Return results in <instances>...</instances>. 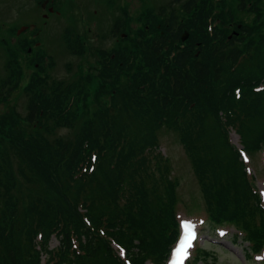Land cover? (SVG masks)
I'll return each instance as SVG.
<instances>
[{"label": "trees", "instance_id": "1", "mask_svg": "<svg viewBox=\"0 0 264 264\" xmlns=\"http://www.w3.org/2000/svg\"><path fill=\"white\" fill-rule=\"evenodd\" d=\"M218 1L169 0L141 17L133 38L128 12L108 0L110 28L102 21L98 35L122 45L100 48L91 72L60 80L43 77L46 56L30 63L25 114L0 120V264H40L43 255L50 264H125L110 238L133 264H162L179 232L180 181L154 153L166 130L185 150L213 225L247 231L248 262L264 247V209L229 137L233 129L250 155L264 146V0ZM75 30L66 43L73 57L87 46ZM5 70L0 101L22 77L12 60ZM207 261L219 264L214 249L195 263Z\"/></svg>", "mask_w": 264, "mask_h": 264}, {"label": "rangeland", "instance_id": "2", "mask_svg": "<svg viewBox=\"0 0 264 264\" xmlns=\"http://www.w3.org/2000/svg\"><path fill=\"white\" fill-rule=\"evenodd\" d=\"M42 1L0 0V80L6 76V61L12 60L22 71L19 91L8 100L0 101V120L13 115L25 114L28 96L23 91V88L35 74V69L30 63L42 60L41 57L43 56H51L54 65L47 68L48 71L43 77L46 74H50L56 79L72 80V75L78 71L91 72V66L97 61L100 48L111 52V50H116L122 45L121 41L114 42L111 40L109 33L107 38L101 40L96 35L98 34L96 28L102 21L108 23L106 29L110 28L112 11L108 7V0H53L55 1V8H57L58 14H51L49 18L47 17L48 19L43 16L47 14V11L42 10ZM214 1L215 3L219 2L218 0ZM115 2L116 6L122 5L128 12V16L131 19L130 32L132 37L135 38L136 31L145 23L141 21V17L154 10L158 12V6L168 4L169 0H115ZM122 11L121 8L118 13ZM220 12V9L216 8V13L212 15L214 18L212 22L217 26L220 24L217 21V15ZM73 13L76 17L71 22L70 17ZM242 17L245 22L252 24L253 16L243 14ZM93 23L94 38L90 37L87 40L86 51L83 55L79 53L76 57L71 56L65 50V47L62 46L60 38L62 37L64 40L63 36L72 27V24L76 26L75 33L83 35L84 29L93 30ZM30 25H35L37 29L29 30V33L25 31L26 35L24 32L21 35L17 34L22 27ZM23 35L27 39L33 40V49L29 54L24 53L20 48V44L24 39ZM96 49H98V54L95 52ZM35 65L36 69H38L39 66ZM22 127L25 128L24 125ZM28 131L35 132V130L30 128H28ZM159 141L160 145L157 148L160 149H157V152L154 150L155 155L163 158L167 157L171 160V177H176L180 181V187L178 188L179 198L176 206V209L180 211L179 217L195 220L200 218L208 219L206 215L208 214L207 206L202 198L197 179L177 137L166 130L162 133ZM233 142L237 143L238 137L233 136ZM250 162L249 165L257 181V189L261 190L264 195V155L261 153L252 155ZM227 224L228 226H222L226 227L224 228L225 230L217 234L215 228L217 225H213V222H206V225L201 227L202 233L197 247L214 249L218 254L219 264H264V262L258 263V259H254L255 256L251 261H246L245 248L248 247V244L244 243L242 236L237 239V242L232 243L237 234L234 229L236 226L232 223ZM57 245L58 242L53 238L50 248L53 249ZM196 254L197 251L194 255ZM47 259L44 256L41 264L45 262L47 264ZM189 264H195V262L191 261ZM200 264H213V261Z\"/></svg>", "mask_w": 264, "mask_h": 264}, {"label": "flooded vegetation", "instance_id": "3", "mask_svg": "<svg viewBox=\"0 0 264 264\" xmlns=\"http://www.w3.org/2000/svg\"><path fill=\"white\" fill-rule=\"evenodd\" d=\"M48 4L46 6V9H48V11L50 12V9L53 8V12H51L52 14L57 13L56 10L54 9L55 6V1H50L48 0ZM48 17V16H47ZM93 30H94V23H93ZM89 34H86V36H88ZM93 35H94V31H93Z\"/></svg>", "mask_w": 264, "mask_h": 264}, {"label": "water", "instance_id": "4", "mask_svg": "<svg viewBox=\"0 0 264 264\" xmlns=\"http://www.w3.org/2000/svg\"><path fill=\"white\" fill-rule=\"evenodd\" d=\"M45 7V4L43 5ZM26 28H23L22 30L19 31V34H21ZM188 33L186 32L184 36L182 37V41L185 42L188 39Z\"/></svg>", "mask_w": 264, "mask_h": 264}]
</instances>
